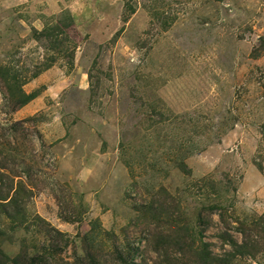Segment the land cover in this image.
Segmentation results:
<instances>
[{"label": "rangeland", "instance_id": "374dc122", "mask_svg": "<svg viewBox=\"0 0 264 264\" xmlns=\"http://www.w3.org/2000/svg\"><path fill=\"white\" fill-rule=\"evenodd\" d=\"M0 199L6 264H264V0H0Z\"/></svg>", "mask_w": 264, "mask_h": 264}, {"label": "trees", "instance_id": "16d2710c", "mask_svg": "<svg viewBox=\"0 0 264 264\" xmlns=\"http://www.w3.org/2000/svg\"><path fill=\"white\" fill-rule=\"evenodd\" d=\"M53 35H56V33H40L39 37H38V41H40L41 39H48L50 40L51 37ZM42 67V66H41ZM40 73V70L37 71V73L35 75H33L31 78H36V76ZM35 96L34 95H26L24 100L22 101V105L27 104L28 102H30ZM0 200H6V199H0ZM4 203H0V207H3ZM251 246L253 249L254 246L253 244L249 245ZM196 252L198 253L197 255H200L201 252H198L196 250ZM200 259H204L207 260V257H199ZM42 257H28L26 254H23V256H19L18 258L14 259L15 264H49L48 260L43 259ZM4 260L6 261V258L0 254V264H6V262H4ZM22 260V261H21ZM203 262V261H202ZM204 264H206V262H203ZM77 264V263H76Z\"/></svg>", "mask_w": 264, "mask_h": 264}]
</instances>
